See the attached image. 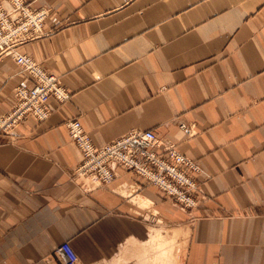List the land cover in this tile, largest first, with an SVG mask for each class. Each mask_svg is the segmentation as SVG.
I'll return each instance as SVG.
<instances>
[{"label": "crops", "instance_id": "crops-1", "mask_svg": "<svg viewBox=\"0 0 264 264\" xmlns=\"http://www.w3.org/2000/svg\"><path fill=\"white\" fill-rule=\"evenodd\" d=\"M34 7L42 33L16 52L69 98H49L45 121L0 129V264H58L64 242L79 264H264V0ZM33 83L0 54V114ZM73 120L97 147L153 131L199 167L197 207L123 168L107 185L84 181Z\"/></svg>", "mask_w": 264, "mask_h": 264}, {"label": "built area", "instance_id": "built-area-1", "mask_svg": "<svg viewBox=\"0 0 264 264\" xmlns=\"http://www.w3.org/2000/svg\"><path fill=\"white\" fill-rule=\"evenodd\" d=\"M36 1L0 0V54L14 56L21 72L34 80L32 86L22 85L15 89V104L11 113L7 117L0 116V124L7 125L5 127L28 117L39 121L46 120L51 114L49 98L53 97L58 101L69 98L58 77L46 72L33 59L16 53L19 45L42 33L46 12L34 7ZM66 127L70 138L81 149L82 161L77 173L85 179L98 182V186L107 185L115 178L117 170L124 168L134 171L136 175L162 189L164 187L165 192L176 198L183 194L191 195L184 182L178 183L170 171H179L186 178V169H190L193 163L174 147L164 146L153 131H132L106 146L97 148L90 143L78 121H69ZM159 170L163 171L164 181L174 182V189L168 190L165 186H160L157 182L158 176H150ZM182 204L186 206L184 201ZM59 253L63 264H77L78 257L68 242L60 245Z\"/></svg>", "mask_w": 264, "mask_h": 264}, {"label": "bare ground", "instance_id": "bare-ground-1", "mask_svg": "<svg viewBox=\"0 0 264 264\" xmlns=\"http://www.w3.org/2000/svg\"><path fill=\"white\" fill-rule=\"evenodd\" d=\"M17 53V52H16ZM15 54V53H14ZM17 54H19V53H17ZM19 55H22V54H19ZM12 56V55H11ZM26 56V55H25ZM13 57V59H14V56H12ZM28 57V56H27ZM30 58V57H29ZM69 135V134H68ZM87 136V135H86ZM70 137V136H69ZM87 138L89 139V141H90V143L94 146V147H97L96 145H94L93 143H92V141H91V139L87 136ZM111 143V142H110ZM109 144V143H108ZM108 144H106V145H108ZM106 145H103V146H106ZM76 146H77V144H76ZM103 146H101V147H103ZM165 146V145H164ZM78 147V146H77ZM166 147H173V146H166ZM97 148H100V147H97ZM78 149H79V151H80V153H81V149L78 147ZM178 152V151H177ZM179 153V152H178ZM82 154V153H81ZM188 160H190L189 158H187ZM190 163L192 164L193 162L190 160ZM192 167L189 169H186V171H187V177L185 178L182 174H181V172H179V171H170V174L172 175V176H174L175 178V180L179 183H182V182H184V184H185V186H186V188H187V190L189 191V192H191V195H184L183 194V196H181V197H178V198H176V202H171V200H170V198L173 196V195H169L167 192H165L164 191V187H163V189L161 190V189H159L160 191H162L166 196H167V198H168V200H170V202L173 204V205H175V206H177L178 208H180L181 210H184V211H192L195 207H197V205H198V203H199V197L201 196V195H203V190H202V188H201V186L199 185V183L196 181V179L194 178V174H199L200 173V169H199V167L196 165V164H192L191 165ZM192 169H194V170H192ZM127 170V169H126ZM128 171H130V170H128ZM137 176H139V177H141L140 175H137ZM151 177H153V178H157V176H158V178H157V182H158V184L160 185V186H165V188L166 189H168V190H170V189H174L175 187L172 185L174 182L173 181H171V180H166V181H164V174H163V171L162 170H159V172H156V171H154L153 172V175H150ZM142 178H144V177H142ZM187 178H189L190 180H188ZM145 179V178H144ZM145 180H147V179H145ZM148 181V180H147ZM119 191V190H118ZM125 194V193H124ZM184 201V203H185V205L186 206H183V201ZM176 203V204H175ZM152 238H153V236H152ZM156 238V237H155ZM144 245H142V247H143ZM147 247H145V249H146ZM144 249V248H143ZM175 248H174V246H172L171 247V249L170 250H174ZM148 250V249H147ZM146 253V252H145ZM163 254H165V253H163ZM143 258V257H142ZM54 259V258H53ZM56 259V258H55ZM138 260V259H137ZM140 260V259H139ZM138 260V261H139ZM142 260V259H141ZM57 261V260H56ZM159 261V260H158ZM141 262H143V261H141ZM158 263V262H157ZM77 264H79V263H77ZM142 264V263H141ZM154 264H156V263H154Z\"/></svg>", "mask_w": 264, "mask_h": 264}, {"label": "rangeland", "instance_id": "rangeland-1", "mask_svg": "<svg viewBox=\"0 0 264 264\" xmlns=\"http://www.w3.org/2000/svg\"><path fill=\"white\" fill-rule=\"evenodd\" d=\"M4 55H6V54H4ZM20 86H22V85H20ZM20 86H18V87H20ZM15 94V93H14ZM14 99H15V96H14ZM14 104H15V101H14ZM13 107H14V105H13ZM12 111V110H11ZM11 111L9 112V113H6V114H0V116H2V117H7L8 116V114H10L11 113ZM51 115V114H50ZM29 118V117H28ZM28 118H24L23 120H21V121H19L18 123H20V122H22V121H24L25 119H28ZM31 119H33V118H31ZM35 121H38V122H41V121H39V120H36V119H34ZM43 121H45V120H43ZM17 123V124H18ZM16 124H13V125H10V126H8V127H5V126H7V125H5V126H2V124H0V129L2 130V131H6V130H10V129H12L14 126H15ZM67 131H68V129H67ZM134 131V130H133ZM130 132H132V131H130ZM130 132H128V133H130ZM69 134V133H68ZM127 134V133H126ZM121 137V136H120ZM119 138V137H118ZM71 139V138H70ZM72 140V139H71ZM82 157V156H81ZM185 157V156H184ZM81 161H82V159H81ZM80 166V165H79ZM79 168V167H78ZM77 168V169H78ZM124 169V168H123ZM131 172H133V173H135L134 171H131ZM84 181H86V182H88V183H93L92 185H94V186H98V185H100L98 182H96L95 183V181H93L92 179L90 180V179H87L86 178V180H84ZM93 181V182H92ZM150 183V182H149ZM151 184H153V183H151ZM154 185V184H153ZM155 187L157 188V189H161L159 186H156L155 185ZM178 198V197H177ZM170 200L171 201H173V202H176V198H175V196H172L171 198H170ZM176 204V203H175ZM64 262H63V260H62V257H61V260L59 261V263L58 264H63ZM214 264H220V263H218V262H216V263H214Z\"/></svg>", "mask_w": 264, "mask_h": 264}]
</instances>
